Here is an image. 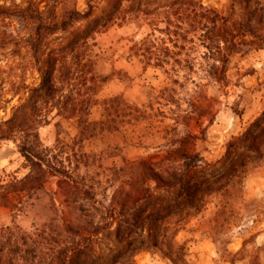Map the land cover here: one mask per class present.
Wrapping results in <instances>:
<instances>
[{
  "label": "trees",
  "instance_id": "obj_1",
  "mask_svg": "<svg viewBox=\"0 0 264 264\" xmlns=\"http://www.w3.org/2000/svg\"><path fill=\"white\" fill-rule=\"evenodd\" d=\"M76 1L0 0V18L26 32L38 75L31 84L11 82L10 98L4 96L6 83L0 85V111L7 115L8 105L17 101L0 118V144L13 141L28 169L22 177L6 172L0 176V206L17 210L55 180L53 201L58 199L62 207V228L41 230L38 239L18 227L0 226V264H136L142 252L159 253L173 264H191L177 236L212 198L219 205L208 232L218 250L225 248L241 219L246 178L264 164V111L230 138L219 159L209 161L197 149L206 129L196 134L181 132L179 126L188 128L193 120L206 118L212 124L216 112L188 101L191 110L181 115L176 85L184 72L186 79L196 74L202 89L210 83L229 86L231 56L264 50V0H230L226 10L203 0H107L100 15L95 13L101 0H87L86 11ZM129 19L150 28L130 51L141 59L144 71L153 67L172 78L173 84L158 97L176 109H170L173 125L165 129L161 154L124 160L108 170L103 182L80 172L91 157L86 141L149 115L123 95L99 98L110 76L96 72L90 41ZM190 45L203 49L198 69L190 59H180ZM97 106L104 109L103 120L91 117ZM57 118L77 125L71 144L57 138L59 150L46 146L40 135Z\"/></svg>",
  "mask_w": 264,
  "mask_h": 264
},
{
  "label": "rangeland",
  "instance_id": "obj_2",
  "mask_svg": "<svg viewBox=\"0 0 264 264\" xmlns=\"http://www.w3.org/2000/svg\"><path fill=\"white\" fill-rule=\"evenodd\" d=\"M207 5L226 10L230 0H203ZM77 7L81 11L87 10V0H77ZM107 0L99 1L96 15H100L106 7ZM0 18V85L6 83L4 96L10 98L11 82L26 81L31 84L37 81L38 75L26 45V32H18L16 24ZM150 33L147 25H138L131 19L116 22L107 29L97 33L90 41L92 57L95 61V70L99 74L109 75L110 80L99 93L104 99L114 95H123L127 101L140 106L149 115L147 119L137 124H125L124 130L128 143H139V154H134L131 147H122V136H100L93 141H86V151L91 154L89 166L81 167L82 174L89 173L105 181L108 170L123 165L122 157L126 155L129 162L138 158H152L161 154L166 142V127L173 125L170 109L165 99H160V90L171 86L172 78L163 71L149 67L143 70L141 59L131 53L133 42H139ZM203 49L199 45H190L189 51L180 56V59H190L198 69V62ZM189 55V57H188ZM131 59V60H130ZM132 61V62H131ZM228 77L230 84L222 87L217 83H210L204 89L198 87L200 79L195 74L186 79L184 72L178 76L180 84L176 85V97L180 100L181 115L193 104L205 105L216 112L215 120L208 124V120H193L188 128L179 126L181 132L190 130L200 134L206 129V136L197 143L198 151L207 160L219 159L225 145L232 136L245 131L264 111V50L249 49L235 53L230 58ZM203 84L206 81L202 82ZM3 93L0 89V95ZM16 99L8 105L7 115ZM151 105L153 107H151ZM241 113L238 115L235 111ZM93 119L98 120L105 114L102 106L93 109ZM160 113H165L161 116ZM0 111V118L7 116ZM61 123L57 129L56 123ZM77 134V125L74 120L57 118L51 124L40 129V135L46 146L62 148L57 138L71 144ZM100 136V137H99ZM138 137H142L139 140ZM15 173L22 177L28 169L25 160L19 153L13 141L0 144V176L3 173ZM57 189L55 180L45 191L39 192L31 199H25L17 210L0 206V226L18 227L20 233L32 235L38 239L41 230L51 232L60 230L61 202L53 201ZM219 205L218 198H212L208 206L199 215L192 218L185 229L177 236L180 243L186 245L187 257L191 264H264V164L246 178L245 194L239 203L241 219L232 229L226 249L218 250L208 232V221L213 218ZM16 230V229H15ZM19 232V230H16ZM136 264H173L168 258L155 252H142L136 257Z\"/></svg>",
  "mask_w": 264,
  "mask_h": 264
},
{
  "label": "crops",
  "instance_id": "obj_3",
  "mask_svg": "<svg viewBox=\"0 0 264 264\" xmlns=\"http://www.w3.org/2000/svg\"><path fill=\"white\" fill-rule=\"evenodd\" d=\"M131 60V59H130ZM132 62V61H131ZM107 84H108V82H107ZM107 84H105L104 85V87H106V85ZM93 115H94V112L92 111V115H91V117H92V119H93ZM105 118V116H104V114L103 115H101L100 116V119H98V120H95V119H93V120H95V121H99V120H103ZM104 133V132H103ZM117 133H120L121 134V136H122V139H121V142H122V147L123 148H126V147H131V149H132V152L134 153V154H139V151H140V144L139 143H137V140H136V142H134L133 144H129L128 143V137H127V134H126V132L124 131V130H122V131H116V132H108V134L109 135H116ZM107 133H104L103 135H100V136H102V137H104L105 135H108ZM99 136V137H100ZM139 138V140H141L142 139V137H138ZM93 139H95V137L94 138H92V139H90V140H88V142L89 141H93ZM86 144H87V142H86ZM86 144H85V148L87 147L86 146ZM158 156V155H157ZM156 156V157H157ZM155 158V157H154ZM139 159V157L138 158H135V159H133V161H135V160H138ZM124 160L125 161H128L129 162V160H128V158L126 157V155H123V157H122V162H124Z\"/></svg>",
  "mask_w": 264,
  "mask_h": 264
}]
</instances>
